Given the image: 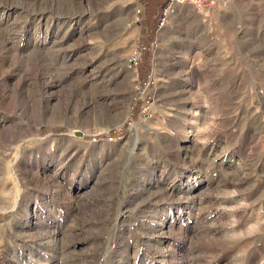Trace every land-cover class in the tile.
<instances>
[{
	"label": "rangeland",
	"instance_id": "374dc122",
	"mask_svg": "<svg viewBox=\"0 0 264 264\" xmlns=\"http://www.w3.org/2000/svg\"><path fill=\"white\" fill-rule=\"evenodd\" d=\"M164 2L0 0V264H264V0Z\"/></svg>",
	"mask_w": 264,
	"mask_h": 264
},
{
	"label": "built area",
	"instance_id": "2783aa9c",
	"mask_svg": "<svg viewBox=\"0 0 264 264\" xmlns=\"http://www.w3.org/2000/svg\"><path fill=\"white\" fill-rule=\"evenodd\" d=\"M219 0H165L160 11V23L165 19V17L173 10L175 6H191L195 8H202L205 6L212 5L214 2ZM141 47L134 51V56L140 54Z\"/></svg>",
	"mask_w": 264,
	"mask_h": 264
},
{
	"label": "bare ground",
	"instance_id": "6f19581e",
	"mask_svg": "<svg viewBox=\"0 0 264 264\" xmlns=\"http://www.w3.org/2000/svg\"><path fill=\"white\" fill-rule=\"evenodd\" d=\"M179 7H183V6H175V8H179ZM184 7H191V6H184ZM211 7V5H209V6H205V7H202V8H195V7H191V8H194V9H197V10H203V9H205V8H210ZM80 47H83L84 46V43H85V41L83 40V39H81L80 41ZM87 42V41H86ZM155 65H156V62H155ZM193 131V130H192ZM187 134L188 135H190L191 137H193V139H194V134H192V132L190 131V132H187ZM194 135V136H193ZM190 136H188V137H190ZM190 137V138H191ZM195 141V140H194ZM165 252H167V255L168 256H170V257H173V258H176L177 257V252H172L171 250H169V252H168V249L167 250H165V249H163L162 250V253L164 254Z\"/></svg>",
	"mask_w": 264,
	"mask_h": 264
}]
</instances>
